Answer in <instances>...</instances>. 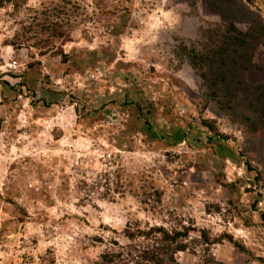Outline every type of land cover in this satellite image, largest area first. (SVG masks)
Returning a JSON list of instances; mask_svg holds the SVG:
<instances>
[{"label":"rangeland","instance_id":"rangeland-1","mask_svg":"<svg viewBox=\"0 0 264 264\" xmlns=\"http://www.w3.org/2000/svg\"><path fill=\"white\" fill-rule=\"evenodd\" d=\"M134 220L264 264L255 1L0 0V264H107Z\"/></svg>","mask_w":264,"mask_h":264},{"label":"trees","instance_id":"trees-1","mask_svg":"<svg viewBox=\"0 0 264 264\" xmlns=\"http://www.w3.org/2000/svg\"><path fill=\"white\" fill-rule=\"evenodd\" d=\"M145 198L150 201L149 197ZM124 235L129 241L126 247H122L115 240L111 241L117 249L110 247L101 253L99 259L102 263L176 264L175 253L185 248V243L178 240V231L167 230L159 224L134 220L126 224Z\"/></svg>","mask_w":264,"mask_h":264},{"label":"crops","instance_id":"crops-1","mask_svg":"<svg viewBox=\"0 0 264 264\" xmlns=\"http://www.w3.org/2000/svg\"><path fill=\"white\" fill-rule=\"evenodd\" d=\"M254 1L258 8L259 14H261L264 17V0H254Z\"/></svg>","mask_w":264,"mask_h":264}]
</instances>
